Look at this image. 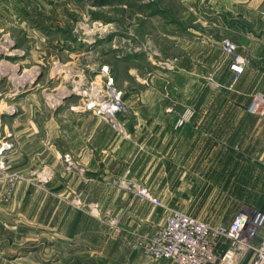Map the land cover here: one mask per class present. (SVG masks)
<instances>
[{"label":"rangeland","instance_id":"1","mask_svg":"<svg viewBox=\"0 0 264 264\" xmlns=\"http://www.w3.org/2000/svg\"><path fill=\"white\" fill-rule=\"evenodd\" d=\"M242 6V0H0V264L61 262L55 257L65 242L58 252L52 246L61 214L79 216L76 230L92 224L111 237L122 232L131 204L102 208L83 193L57 194L52 181L61 178L57 169H81L67 154L68 116H93L125 139L137 92L153 97L147 88L162 96L167 113L176 112L175 140L187 125L186 167L173 153L166 168L172 190L156 191L173 196L169 207L209 223H228L225 214L230 220L242 209L264 211V123L245 113L251 97L237 89L240 75L229 74L220 43L229 40L244 58L226 29ZM110 89L121 92L129 110L119 130L82 109ZM230 108L234 118L227 121ZM185 113L193 115L179 124ZM124 155L119 165L130 172V152ZM80 177L90 181L84 172ZM140 182L122 174L109 185L142 200L132 189H147ZM87 239L71 241L69 251L75 255Z\"/></svg>","mask_w":264,"mask_h":264},{"label":"crops","instance_id":"2","mask_svg":"<svg viewBox=\"0 0 264 264\" xmlns=\"http://www.w3.org/2000/svg\"><path fill=\"white\" fill-rule=\"evenodd\" d=\"M242 2V10L238 15L241 23L238 16L233 14L232 22L227 24L226 29L227 36L240 44L238 45L241 48L240 52L247 59L236 87L241 91L240 93L251 97L255 92L264 94V0H242ZM192 34L195 40H198L197 36L203 35L200 32ZM201 40L199 38L198 41L201 42ZM209 40L213 42L212 39ZM229 74L233 75L231 72ZM145 93L153 97L144 98V92H137L141 96L140 101L132 106L134 115L132 114L131 119L124 121L128 132L125 139L110 132L101 120L93 116L73 114L67 117V136L72 142V145L68 146L67 154L81 169L67 167L66 170L64 168L55 170L56 175L61 178L58 179L57 184L53 179V189L57 194L60 192L67 195L83 193L88 200L97 202L102 208L118 206L122 209L130 204L131 208L123 216L122 232L115 234L114 237H111L107 229L100 225L91 224L90 227L76 230L72 222L77 223L79 216L58 215L57 238L52 246L57 245L58 252L59 242L62 241L65 245L60 247L65 250L61 249V253L58 252L55 257L61 262L50 264H172L164 259L154 261L139 249L134 248L138 238L148 237L156 228L163 225L166 213L148 202L129 198L109 185L114 176L125 174L138 182L141 181L140 183L149 191L151 190L152 195L162 202L165 203V200H168L170 202V204L167 203L168 206H171L174 201L172 195L169 198V195L156 191L172 190L167 167L170 166L169 160L173 158V153L178 152L179 160H182L186 167L187 125H182V128L178 130V140H175L176 137L171 132L174 128L176 112H166L168 108L165 107L162 96L155 89L147 88ZM249 101L250 98L248 103ZM247 107L248 104L245 107L246 114H248ZM233 111V108L226 109L225 120H233ZM193 120L201 121L198 118ZM247 121L250 122V120ZM257 123H264V119L259 118ZM176 142L179 144L177 149ZM128 152L132 160L130 172L119 165L123 164L124 154L127 155ZM194 154L196 156L198 152L195 151ZM140 168L146 169V178L139 177L142 172ZM82 172L90 180L88 183L80 179ZM152 183H163V185L160 189H156ZM88 219L96 224V220ZM225 220L230 221L226 214ZM81 236L97 240L98 243H90L92 246L88 247L89 239H87L85 240L87 246L79 248L80 251L74 255L75 249L69 251L68 248L74 245L71 241ZM82 241L84 242L83 239ZM242 264L247 262L244 261Z\"/></svg>","mask_w":264,"mask_h":264},{"label":"built area","instance_id":"3","mask_svg":"<svg viewBox=\"0 0 264 264\" xmlns=\"http://www.w3.org/2000/svg\"><path fill=\"white\" fill-rule=\"evenodd\" d=\"M220 43L224 54L230 57V72L240 75L247 59L236 53V46L229 40ZM121 95L120 91L110 89L107 98L99 97L81 108L119 130L122 117L129 112ZM247 113L264 119L263 93L251 96ZM192 115L185 113L179 124ZM132 189L143 201L166 211L163 225L134 245L144 255L169 260L172 264H242L244 261L264 264V211L242 209L228 223H209L171 209L144 187L133 185Z\"/></svg>","mask_w":264,"mask_h":264}]
</instances>
